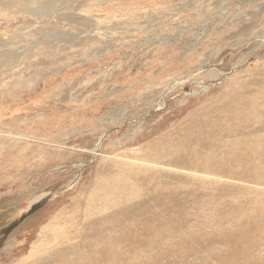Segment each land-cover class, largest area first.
<instances>
[{"label":"rangeland","instance_id":"1","mask_svg":"<svg viewBox=\"0 0 264 264\" xmlns=\"http://www.w3.org/2000/svg\"><path fill=\"white\" fill-rule=\"evenodd\" d=\"M259 80L264 0H0V157L17 154L0 169V264H83L87 253L94 260L93 234L110 233L96 245L106 248L126 225L109 231L114 218L107 212H117L113 196L122 195L110 188L137 180L145 195L164 187L172 197L177 211H166L165 200L161 209L145 205L151 218L169 222L165 233L176 230L171 223L188 225L157 251L138 249L119 263L146 264L157 255L159 264H217L212 257H223L225 245L199 235L216 232L210 201H237L233 209L264 220V194L244 204L246 192L264 185L147 154L162 151L171 134L189 130L195 114L245 82L264 97ZM199 180L219 187L191 185ZM97 184L108 188L97 193ZM200 191L219 195L187 197ZM105 199L112 207L99 205ZM95 203L108 217L97 227L85 215Z\"/></svg>","mask_w":264,"mask_h":264},{"label":"bare ground","instance_id":"2","mask_svg":"<svg viewBox=\"0 0 264 264\" xmlns=\"http://www.w3.org/2000/svg\"><path fill=\"white\" fill-rule=\"evenodd\" d=\"M250 84L249 82L243 83L240 89H236L232 94L224 97L226 99L219 102V104L212 108H207L205 111L203 109L204 114H195L189 130L186 129L183 132L171 134L172 139L162 151L158 150L154 154L150 153L147 155L176 167L188 168L193 171H204L214 175H226L239 181L264 185L262 182L264 181V162H261V158L264 157V97L258 93L260 89L253 91L250 88ZM258 84L260 88L264 86V82L261 80L258 81ZM14 153L16 152H5L0 157V159L3 158V160H0V169H4L3 166L17 155ZM144 159L147 160L146 158ZM243 169L244 172L242 171ZM191 182V185H196L198 188L208 185L214 188L219 187L215 183L205 184L202 180ZM124 187L121 185L109 187L113 191L116 188L122 189V195L117 197L115 195L117 192L114 193V196L112 195L115 197L114 200L116 199L114 205L118 206V210L113 214L111 212L114 210L107 213L109 214L108 216H113L114 218L109 231H112V227H115V224H120L122 221L126 223L125 227L118 231L119 235L116 238L107 241L109 245L106 248L97 247L96 245L103 242L106 235L110 237V233L106 234V230H102L99 233L96 231L92 236L94 238L90 245L95 248L93 253L94 260L90 258L91 253H87L83 264H102L105 259L107 261H104L103 264H118V260L122 256L131 255V252H140L139 250L145 251L146 254H151L160 248L164 239L177 236L176 230L185 229V225H188V222L184 220L171 223L176 232L165 233L164 227L166 229V226H170L167 225L169 222H163L159 219L162 218V215L152 216L151 218L152 208H147L145 205L152 204V202L157 210L161 209L163 204L161 202L165 200L166 211H177L173 206L172 197L166 194L168 190L162 191L164 187H160L152 195L143 193L142 180H137L132 187ZM107 188L97 184L96 191L97 193L100 190L103 192ZM175 189L174 191L177 192L176 196H181V192L184 190L183 187L178 186ZM234 190L244 191L245 189L236 187ZM218 191L213 196H210L209 194L211 193L207 191H200L194 197H187L193 201L200 200L204 196L215 198L219 195ZM246 194L248 197L244 199L245 205L257 203L261 201L257 197L264 194V189L250 190ZM161 197L162 199H160ZM103 202L99 203L103 208L112 207L111 200L109 203H107L106 199L105 204ZM231 203L238 205L237 201L228 202L223 200L218 201L213 206L210 201L209 208L212 207L213 211L207 216L211 215L214 219L216 218L214 222V230L216 232L210 235L199 233V235L206 240L225 245L223 257H218L217 255L212 257L216 258L217 264H257L259 261L261 263L258 264H264V257H257L260 252H264V239L255 238L264 234L263 218L261 216H244L240 213V210L232 208L240 207V205L233 206ZM96 205L97 203L87 207L88 211L86 210L85 215L89 214L90 224L97 227L98 224L102 226L104 224L103 221L108 217L101 216V213L94 209ZM226 208H229V211ZM180 215L193 217L184 211L183 213L180 212ZM201 225L209 226L208 223ZM201 231L199 227V232ZM215 236L217 239H215ZM179 237L192 239L189 235ZM182 240L186 241L188 239ZM206 240H200V242ZM116 243L125 244L126 247L119 248ZM78 254V257L83 255V253ZM67 255L75 257L77 255L75 248L73 251L68 252ZM253 255L256 257H253ZM150 260L158 262L160 259L156 255V257L146 259V264H150ZM139 262L140 264H145L142 259ZM205 263H208V261L206 260ZM52 264L68 263L57 261ZM71 264H82V259L76 262L73 260ZM132 264L137 263L134 261Z\"/></svg>","mask_w":264,"mask_h":264}]
</instances>
